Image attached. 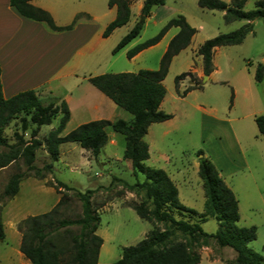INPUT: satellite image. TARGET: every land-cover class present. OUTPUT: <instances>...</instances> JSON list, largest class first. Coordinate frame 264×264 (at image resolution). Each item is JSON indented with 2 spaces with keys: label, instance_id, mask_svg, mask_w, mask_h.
<instances>
[{
  "label": "rangeland",
  "instance_id": "1",
  "mask_svg": "<svg viewBox=\"0 0 264 264\" xmlns=\"http://www.w3.org/2000/svg\"><path fill=\"white\" fill-rule=\"evenodd\" d=\"M129 2L134 5L136 0ZM254 4L255 0H245L243 8L253 9ZM137 12L136 6H132L130 22L111 33L105 42V51L101 52L93 69L104 73L137 72L149 67L155 70L166 39L135 61L127 58V49L154 36L170 18L179 14L196 29L189 45L172 58L162 81L166 93L159 109L172 117L149 125L148 132L143 136V140L149 144V159L145 163L166 171L177 188L179 201L199 213L203 211L205 198L198 176V159L203 155L210 161H216L217 165L240 168L232 176V182L229 178L226 181L233 185L238 201L237 225L256 227V238L248 242L247 246L263 256L264 264V165L258 164V158L264 154V138L259 136L254 122L256 115L264 113V75L260 82H256L253 75L255 65L258 62L264 64V22L253 20V33H248L240 44L215 48L212 55L213 71L203 80L204 75L198 77L190 70L201 67V56L196 53L198 46L219 33L239 28L245 21L226 23L223 11L201 8L198 0H165L163 5L154 6L150 15L143 20L142 29L132 41L133 45L112 53L120 38L132 27ZM139 17L140 14L136 21ZM175 31L176 28H171L168 36ZM247 62L252 65L249 67ZM188 71L191 76H184L176 84L175 77ZM191 79L200 83L201 88L192 89L183 95L184 90L191 85ZM92 90L89 100L96 102L98 92ZM101 111L106 112L107 116L113 115L104 105ZM116 113L112 116L114 119L132 118L122 108H118ZM58 120L59 115L49 125H42L36 135L42 144L35 150L32 164L37 168L52 164L51 172L43 179L26 177L19 183L15 196L2 199L1 194L9 176L25 171L26 165L20 156L7 166L0 167V215L5 231V238L0 241V264H20L13 242V234L18 231L17 223L29 215L48 212L53 208L60 197L49 186L55 180L81 192L91 191V204L100 216L97 233L104 240L98 264H111L120 256L122 247L135 245L152 229L150 222L139 218L128 206L132 201L139 202L140 197L127 191L118 194L123 189V181L131 184L143 180V175L135 176L130 162L122 158L125 145L123 136L106 127L108 142L96 159L77 143L66 142L59 145L58 159L54 161L47 153L44 138ZM79 121L77 117L68 120L61 135L76 128ZM31 127L21 133L19 117H16L5 128L3 135L8 143H13L16 141L13 132L16 131L28 142ZM233 133L239 146L233 140ZM111 139H116L115 145L109 143ZM254 142L258 144L257 153L251 147ZM6 150L0 148V153ZM245 161L250 171L243 167ZM67 194L71 197L74 195L73 191ZM80 210V204L72 201L59 208V217L76 218ZM200 224L208 233L215 232L218 227L213 218H207ZM157 225L161 229L164 227L162 223ZM199 251L201 259L198 264H229L235 256L231 248L219 247L214 240Z\"/></svg>",
  "mask_w": 264,
  "mask_h": 264
},
{
  "label": "trees",
  "instance_id": "2",
  "mask_svg": "<svg viewBox=\"0 0 264 264\" xmlns=\"http://www.w3.org/2000/svg\"><path fill=\"white\" fill-rule=\"evenodd\" d=\"M30 0H9L20 15L43 22L52 31L69 30L79 15L65 26L54 23L51 15L29 3ZM245 0H198L201 8L223 11L226 23L244 20L239 28L204 40L196 53L202 59V73L208 76L213 71L212 55L216 47L240 44L248 33H253V20L264 22V0H255L254 8L245 10ZM165 0H142L140 15L148 17L154 6L163 5ZM108 7H115L116 14L102 32V37L109 36L114 29L125 25L130 19L129 0H108ZM143 26L137 20L129 31L123 35L112 53L123 48L136 38ZM172 27L178 32L169 40L163 52L158 68L140 69L137 72L102 73L88 78V82L114 104L132 115L130 122L117 118L114 120L97 119L78 125L66 135H61L69 120V109L65 101L43 104L34 90H24L5 98L2 93L0 78V148L7 150L0 153V167L7 166L22 156L26 165L23 172L12 173L6 182L2 199H10L18 193L19 183L26 177L43 179L52 170L47 163L41 168L35 167V150L42 144L36 135L42 125H49L59 115L57 125L50 129L44 138L47 153L52 160H57L59 145L75 142L96 159L107 141L106 127L124 138L122 158L130 162L132 173L143 175V180L134 183L123 181L124 191L140 197L139 202L128 204L139 218L152 224V229L135 245L122 247L120 256L111 264H198L201 259L200 248L208 246L211 240L219 247H229L234 258L229 264H262L263 256L254 252L247 243L256 238V227L238 226V202L233 191L225 184L214 164L203 155L198 159V176L202 181L204 205L201 213L184 206L178 199V191L161 168L148 166V144L143 140L150 124L163 122L172 117L159 109L165 95L162 83L167 74L172 58L186 48L196 29L188 24L183 15L170 18L152 37L138 43L126 51L127 58H132L140 51L155 45ZM250 67L251 62H247ZM1 75V67H0ZM190 72L175 77L177 84ZM254 80L260 82L264 75V64L258 62L254 68ZM192 83L183 95L192 89L201 88V84L191 79ZM19 117L21 133L30 126V140H23L21 134L13 132L16 139L8 143L3 135L12 119ZM254 122L259 135L264 138V113L256 115ZM202 154V152H198ZM60 194L59 200L48 211L29 215L17 223L21 233L20 253L30 264H97L99 249L103 243L96 231L100 216L91 204V191L81 192L67 184L55 180L49 184ZM73 191V197L67 194ZM74 198V200H72ZM80 204V214L76 218L59 217V208L70 202ZM207 218L217 221L215 232H205L201 222ZM162 223L163 229L157 224ZM5 231L0 215V241L4 240ZM264 252V244L262 246Z\"/></svg>",
  "mask_w": 264,
  "mask_h": 264
},
{
  "label": "crops",
  "instance_id": "3",
  "mask_svg": "<svg viewBox=\"0 0 264 264\" xmlns=\"http://www.w3.org/2000/svg\"><path fill=\"white\" fill-rule=\"evenodd\" d=\"M107 2L108 0H30L29 3L32 6L47 11L58 26L70 24L74 17L79 15L71 29L52 31L43 22L20 15L10 6L9 0H0V78L3 96L8 98L20 91L31 89L44 103L58 104L65 101L69 109V120L77 117L80 120L78 125L97 119L114 120L112 116L118 114L116 111L120 107L88 82L90 76L105 72L95 71L93 67L99 61L101 52L105 51L106 40L112 35L102 37L104 28L116 14L115 7H108ZM132 6H136L138 11L133 20L134 24L136 17L140 14L142 0H136L134 5L130 3L128 22L131 20ZM172 28H176L178 32L177 27ZM118 29H114L112 33ZM170 31L171 28L158 43L140 51L130 60H137L145 52L160 45L166 39L165 47L162 49L164 52L169 40L177 33L175 31L168 36ZM133 40L123 48L127 49L128 46L133 45ZM190 70L198 77L203 76L202 64L198 70L195 68ZM92 88L98 92L96 102L89 100L93 92ZM103 105L113 115L107 116L106 112H102ZM131 120L132 118L126 121L130 122ZM232 137L239 146V141L234 133ZM106 142H108V137ZM109 143L115 145L116 139H111ZM251 147L255 149V153L259 152L257 143H251ZM211 161L215 164L219 176L233 191V185H230L226 179L229 178L232 182V176L239 172L240 168L231 169L224 165H217L216 161ZM261 163L264 165V154L258 158V164L261 165ZM243 167L250 171V166L246 161ZM13 235L15 251L19 256L20 264H30L29 260L24 258L19 251L21 233L15 231ZM98 235L102 237L100 234ZM102 246L103 243L99 254Z\"/></svg>",
  "mask_w": 264,
  "mask_h": 264
},
{
  "label": "water",
  "instance_id": "4",
  "mask_svg": "<svg viewBox=\"0 0 264 264\" xmlns=\"http://www.w3.org/2000/svg\"><path fill=\"white\" fill-rule=\"evenodd\" d=\"M144 19H145V16L140 15V17H139V21L142 22ZM206 78H207V76H204V77H203V80H205Z\"/></svg>",
  "mask_w": 264,
  "mask_h": 264
}]
</instances>
